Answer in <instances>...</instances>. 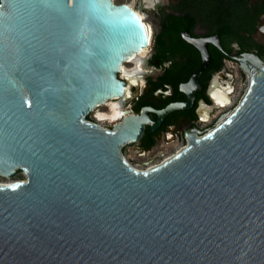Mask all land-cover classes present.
Listing matches in <instances>:
<instances>
[{
    "label": "water",
    "instance_id": "95a60500",
    "mask_svg": "<svg viewBox=\"0 0 264 264\" xmlns=\"http://www.w3.org/2000/svg\"><path fill=\"white\" fill-rule=\"evenodd\" d=\"M184 37L197 78L220 38ZM149 40L130 3L0 0V176L26 175L0 182V264H264V61L236 55L249 85L234 110L139 169L123 147L151 108L87 116L127 95L118 73Z\"/></svg>",
    "mask_w": 264,
    "mask_h": 264
},
{
    "label": "flooded vegetation",
    "instance_id": "af4514ba",
    "mask_svg": "<svg viewBox=\"0 0 264 264\" xmlns=\"http://www.w3.org/2000/svg\"><path fill=\"white\" fill-rule=\"evenodd\" d=\"M193 2L188 0V5ZM258 2L262 4L264 0H248V5L253 9ZM179 3L180 0L174 11H160L154 21V29L148 22L152 37L145 54L137 55L140 64L134 61L135 58L125 61L123 64L127 71L121 69L118 73L119 78L130 87L125 97L115 99L123 104V110L141 113L151 108L147 112L150 120L143 135L137 143L130 144L141 154L153 153L150 160L165 156L176 144L186 146L190 135L201 136L209 132L234 110L238 104V81L243 70L235 59L236 55L252 53L264 61V23H260L264 13L250 34H241L245 39L244 45L239 37L224 43L206 18L187 14L177 19L180 16L176 8ZM186 33L198 39L220 38L221 47L208 42L210 60L197 78L195 74L202 64L203 52L184 37ZM187 100H190L188 107L170 112L154 131H149L151 123L158 118V110Z\"/></svg>",
    "mask_w": 264,
    "mask_h": 264
},
{
    "label": "trees",
    "instance_id": "16d2710c",
    "mask_svg": "<svg viewBox=\"0 0 264 264\" xmlns=\"http://www.w3.org/2000/svg\"><path fill=\"white\" fill-rule=\"evenodd\" d=\"M176 8L180 13L177 19L184 18L187 14L206 18L208 24L221 35L224 43L239 37L242 45L245 44V39L241 34H250L257 27L260 15L264 13V3L258 2L251 9L248 0H194L191 5H188V0H180ZM190 24L193 25V22Z\"/></svg>",
    "mask_w": 264,
    "mask_h": 264
},
{
    "label": "rangeland",
    "instance_id": "374dc122",
    "mask_svg": "<svg viewBox=\"0 0 264 264\" xmlns=\"http://www.w3.org/2000/svg\"><path fill=\"white\" fill-rule=\"evenodd\" d=\"M114 1L117 3H121V2L130 3L137 10H140L141 12H143L145 14V22L146 23L150 22L154 29V26H153L154 21L159 16L160 11L161 10L168 11V12L174 11L175 5L177 4L178 0H146L148 2H146L145 0H114ZM260 23L261 24L264 23V17L260 19ZM258 37L261 39V36H258ZM241 72H242V75L238 81L239 93H237L236 102H238L242 98L243 94L245 93L249 85V83L247 85V82L249 79L248 74L243 70H241ZM99 109L102 111H105V110L107 111L109 107L107 105H102L100 106ZM87 118L89 120L91 118H94L93 112L89 114ZM102 124L108 125V123L105 121L102 122ZM184 146H185L184 144H181V145L176 144L175 146L170 148V150L165 154V156H162L155 160L154 159L150 160V158H152L153 156V153L149 152V153L141 154L130 144H126L123 147V154L134 167L139 168V169H146L150 166H154L162 162L165 158L175 154L178 150H180ZM147 160H150V161H147ZM23 179H26V175L23 171L17 172L12 177L0 176L1 183H8V182L23 180Z\"/></svg>",
    "mask_w": 264,
    "mask_h": 264
},
{
    "label": "bare ground",
    "instance_id": "6f19581e",
    "mask_svg": "<svg viewBox=\"0 0 264 264\" xmlns=\"http://www.w3.org/2000/svg\"><path fill=\"white\" fill-rule=\"evenodd\" d=\"M146 2H148V1H146ZM137 11L139 12L141 17L145 21V14L143 12H141L140 10H137ZM145 24L148 28L149 36H150V40H151V37H152L151 26L146 22H145ZM146 50H147V48L142 51V54H145ZM133 59H131V60H133ZM127 61H130V60H127ZM134 61H136L137 64H140V60H139L138 56L135 57ZM137 68H139V66ZM122 70L127 71L124 64H122ZM102 105H107L109 107V109L107 111L106 110L105 111L100 110L99 108ZM93 111H96V113H97L96 117L100 120L99 124H101V125H103L102 122L107 121V120H115L119 117H122V115L125 113V110H123V108L120 106V102L115 100V99L107 100L102 104H98L97 107L94 108Z\"/></svg>",
    "mask_w": 264,
    "mask_h": 264
},
{
    "label": "built area",
    "instance_id": "2783aa9c",
    "mask_svg": "<svg viewBox=\"0 0 264 264\" xmlns=\"http://www.w3.org/2000/svg\"><path fill=\"white\" fill-rule=\"evenodd\" d=\"M93 114H94V118H91L90 120L99 124L100 120L96 117V114H97L96 111H93ZM120 120H121V117H119V118H117L115 120H107L105 122H107L108 125L103 124L102 126H104V127H112L115 123L119 122Z\"/></svg>",
    "mask_w": 264,
    "mask_h": 264
}]
</instances>
